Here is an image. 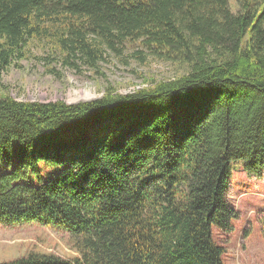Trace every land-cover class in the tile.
<instances>
[{"label":"trees","instance_id":"obj_1","mask_svg":"<svg viewBox=\"0 0 264 264\" xmlns=\"http://www.w3.org/2000/svg\"><path fill=\"white\" fill-rule=\"evenodd\" d=\"M234 1L0 0V75L33 51L94 70L134 45L176 72L71 105L0 97V228L76 254L1 264H224L233 163L264 173V0Z\"/></svg>","mask_w":264,"mask_h":264},{"label":"rangeland","instance_id":"obj_2","mask_svg":"<svg viewBox=\"0 0 264 264\" xmlns=\"http://www.w3.org/2000/svg\"><path fill=\"white\" fill-rule=\"evenodd\" d=\"M233 12L236 3L229 0ZM133 49H138L134 45ZM131 47L122 56L109 55L98 67L89 70L64 68L54 62L39 60L40 53L14 63L0 75V97L8 96L19 102H58L76 104L99 99L107 90L128 94L151 86L152 82L174 76L168 64L151 59L140 62L128 56ZM37 57V58H36ZM151 84V85H150ZM228 192L230 205L238 217L231 222L230 234L215 233V240L225 248L224 264H264V240L261 238L264 220V173L261 177L248 176L242 162L232 166ZM62 235L35 225L16 229L0 228V264L25 257L30 251L50 253L69 259L76 254L66 246Z\"/></svg>","mask_w":264,"mask_h":264}]
</instances>
